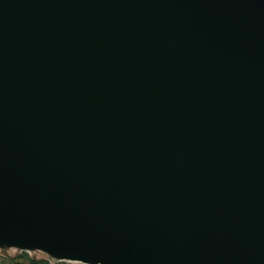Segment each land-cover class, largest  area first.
Listing matches in <instances>:
<instances>
[{"label":"water","instance_id":"water-1","mask_svg":"<svg viewBox=\"0 0 264 264\" xmlns=\"http://www.w3.org/2000/svg\"><path fill=\"white\" fill-rule=\"evenodd\" d=\"M7 242L264 264V0H0Z\"/></svg>","mask_w":264,"mask_h":264},{"label":"rangeland","instance_id":"rangeland-1","mask_svg":"<svg viewBox=\"0 0 264 264\" xmlns=\"http://www.w3.org/2000/svg\"><path fill=\"white\" fill-rule=\"evenodd\" d=\"M29 259L44 260L49 264H87L74 259H58L41 246L26 247L14 242L0 244V264H29Z\"/></svg>","mask_w":264,"mask_h":264},{"label":"trees","instance_id":"trees-1","mask_svg":"<svg viewBox=\"0 0 264 264\" xmlns=\"http://www.w3.org/2000/svg\"><path fill=\"white\" fill-rule=\"evenodd\" d=\"M41 262H46V261L29 259V264H41ZM47 264H49V263L47 262Z\"/></svg>","mask_w":264,"mask_h":264},{"label":"snow or ice","instance_id":"snow-or-ice-1","mask_svg":"<svg viewBox=\"0 0 264 264\" xmlns=\"http://www.w3.org/2000/svg\"><path fill=\"white\" fill-rule=\"evenodd\" d=\"M59 259L69 260L71 261L74 258H68V257H60ZM41 264H47V262H41Z\"/></svg>","mask_w":264,"mask_h":264}]
</instances>
